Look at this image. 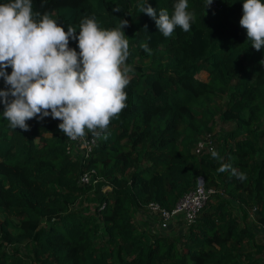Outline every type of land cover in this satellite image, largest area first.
<instances>
[{
	"label": "trees",
	"instance_id": "16d2710c",
	"mask_svg": "<svg viewBox=\"0 0 264 264\" xmlns=\"http://www.w3.org/2000/svg\"><path fill=\"white\" fill-rule=\"evenodd\" d=\"M213 1L188 0L190 30L165 38L141 0H32L65 31L86 17L105 29L127 20L134 72L127 106L106 136L87 134L86 154L70 152L51 116L29 131L0 118V264H264V239L245 223L249 213L264 225V48L246 40L243 0ZM147 3L171 14L174 0ZM85 171L97 180L79 182ZM198 177L213 191L191 222L175 216L177 232L135 217L149 202L172 208Z\"/></svg>",
	"mask_w": 264,
	"mask_h": 264
},
{
	"label": "clouds",
	"instance_id": "9594fccd",
	"mask_svg": "<svg viewBox=\"0 0 264 264\" xmlns=\"http://www.w3.org/2000/svg\"><path fill=\"white\" fill-rule=\"evenodd\" d=\"M212 3L204 0V9ZM188 9V0H174L171 14L160 9L157 15L147 0L138 5V11L152 18L165 38L177 27L190 30L195 15ZM242 13L239 24L246 40L260 51L264 48V2L243 0ZM127 26L123 19L118 27L105 29L95 17H86L79 31L72 26L65 31L48 14L34 13L32 0L0 3V78L5 85L0 88V118L12 129L29 131L28 120L51 116L73 141L88 133L106 136L110 121L127 106L125 89L134 72L127 63L130 45L123 31ZM70 40L79 51L69 47ZM141 48L151 54L147 43ZM236 175L241 181L246 179L243 173Z\"/></svg>",
	"mask_w": 264,
	"mask_h": 264
},
{
	"label": "built area",
	"instance_id": "2783aa9c",
	"mask_svg": "<svg viewBox=\"0 0 264 264\" xmlns=\"http://www.w3.org/2000/svg\"><path fill=\"white\" fill-rule=\"evenodd\" d=\"M211 5L217 6L214 1ZM69 140L73 145L72 149H70L72 154H74L76 151L86 154L89 151L91 145L94 143V138L88 135L75 141L71 139ZM202 144V141H198L194 147V150L199 151ZM209 148L210 146H208V150ZM91 173L92 171L82 172L79 175L78 181L81 183L95 182L97 180L96 177H92L90 180ZM212 191L213 188L204 186L202 178L198 177L194 186L181 194L175 201L172 208L167 210L160 207L157 202H149L146 204L147 213L154 217L158 227L162 229L165 228L170 221L177 219L175 217L176 215H180V218L184 222L183 224H187L194 219L196 212L199 210L201 205Z\"/></svg>",
	"mask_w": 264,
	"mask_h": 264
},
{
	"label": "rangeland",
	"instance_id": "374dc122",
	"mask_svg": "<svg viewBox=\"0 0 264 264\" xmlns=\"http://www.w3.org/2000/svg\"><path fill=\"white\" fill-rule=\"evenodd\" d=\"M229 124L230 123L217 122V128H226L227 125H229ZM263 124H264V121H263ZM205 139H206V137H205ZM91 192L92 191L88 192L86 195H82L83 197L80 199V200H82V204H87L88 206H92L91 205L92 202L88 201V198L92 197V193ZM75 207H78V205L75 204ZM234 212L236 214H239V210H238V208L236 206L234 208ZM146 215H147V211L146 212L138 211V212L135 213V217H140L142 222H145L143 218ZM245 223L247 225H249L254 230V233H255L257 238H260V239L263 238L264 239V225L263 224H260L257 221H255L253 219L252 215H250L249 213H248V216L246 217ZM154 228L157 230L156 227H154ZM162 231L165 232V233L167 232L166 229L164 230V228H163ZM177 231H175V232H177ZM169 232L174 233V230H171Z\"/></svg>",
	"mask_w": 264,
	"mask_h": 264
},
{
	"label": "crops",
	"instance_id": "0c3cea01",
	"mask_svg": "<svg viewBox=\"0 0 264 264\" xmlns=\"http://www.w3.org/2000/svg\"><path fill=\"white\" fill-rule=\"evenodd\" d=\"M139 220L141 219L140 217H137ZM144 221L146 222V225H148L149 227H153V226H155L156 228L158 227L157 226V223H156V221H155V219H154V217L152 216V215H150V214H147L146 216H144ZM179 223L178 222H176L175 220H172V221H170L169 222V224L164 228V230L166 229V233H168L169 231H171V230H174V232L175 231H177V230H179V225H178ZM152 229H154V228H152ZM154 230H156V229H154ZM158 231H162L163 229H157ZM254 231V230H253ZM163 232V231H162ZM165 233V232H164ZM170 233V232H169ZM261 239H263V238H261Z\"/></svg>",
	"mask_w": 264,
	"mask_h": 264
}]
</instances>
